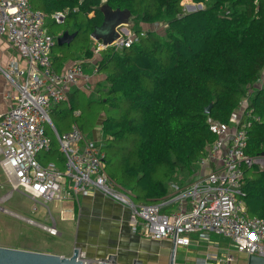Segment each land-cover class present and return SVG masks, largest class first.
Instances as JSON below:
<instances>
[{
	"label": "trees",
	"instance_id": "obj_1",
	"mask_svg": "<svg viewBox=\"0 0 264 264\" xmlns=\"http://www.w3.org/2000/svg\"><path fill=\"white\" fill-rule=\"evenodd\" d=\"M103 1L129 13L137 40L128 48L100 51L96 66L103 78L96 84V103L103 141L96 145L104 163L106 142L112 157L121 155L123 174L145 204L159 202L171 183L183 185L194 174L218 138L210 123L231 126L245 99L240 119L246 124L245 153H264V83L258 85L264 71V0H186L202 6L194 12L184 9V0H44L42 9L48 16L69 10L65 20L80 17L74 29L89 38L103 24ZM85 57L92 58L91 51ZM74 99L69 93L61 115L79 116ZM242 180L246 214L264 220V170L246 168Z\"/></svg>",
	"mask_w": 264,
	"mask_h": 264
},
{
	"label": "built area",
	"instance_id": "obj_2",
	"mask_svg": "<svg viewBox=\"0 0 264 264\" xmlns=\"http://www.w3.org/2000/svg\"><path fill=\"white\" fill-rule=\"evenodd\" d=\"M68 12H54L50 19L62 24ZM46 18L45 13L32 7L30 0H0V38L24 63L22 66L12 60L0 68L13 89L11 95L7 93L11 107L0 114V171L10 187L0 197V213L57 236L52 219L51 225L39 224L6 210L3 204L13 192L43 204L97 192L128 209L130 229L147 240L169 239L174 246H187L189 234H196L199 239L215 234L228 239L238 253L264 258V220L249 217L241 199L243 170H264V153L254 157L245 153L246 124L239 121L225 126L211 122L209 129L218 138L207 148L206 157L198 161L191 180L183 185L171 183L168 195L159 202L136 204L131 193L108 176L104 154L94 142L75 124L68 132L58 133L51 122L50 108L68 104L70 91L86 82L87 77L83 61L74 62L60 73L53 69L51 49L55 39L46 30ZM136 40L135 33L120 28L112 43L99 48H128ZM93 72L97 73V66ZM262 84L260 80L258 85ZM246 104L245 99L241 115ZM47 128L63 156V171L53 163L42 165L37 160L40 152L51 149ZM74 249L78 250L81 264L98 263L81 249ZM226 261H232V257Z\"/></svg>",
	"mask_w": 264,
	"mask_h": 264
},
{
	"label": "crops",
	"instance_id": "obj_3",
	"mask_svg": "<svg viewBox=\"0 0 264 264\" xmlns=\"http://www.w3.org/2000/svg\"><path fill=\"white\" fill-rule=\"evenodd\" d=\"M43 1L44 0H38L36 8L32 7L44 13L42 9ZM102 5H105V7H102ZM102 5L101 10L106 17H114L113 19L121 18L123 21L121 24L126 25H115V30L120 26L121 30L123 29L124 32L132 31L130 23L128 24L129 26L124 23L129 22V18H125L126 15L115 12L105 1L102 2ZM46 16L50 18V15ZM91 16L92 14L89 15V17ZM129 17L131 16L129 15ZM76 27L77 25H74L72 31L68 30V32L74 33L76 31L74 28ZM143 29L146 30L147 26ZM158 29V25L152 27V30ZM132 33L134 32L132 31ZM74 44V46L72 45L73 47L71 46V49L69 46L62 47L63 49H60L59 55L52 57V67L56 72L60 73L74 62L83 61L84 67L87 68V80L86 82H81L79 87L73 88L70 93L72 92L75 95V90H77L86 93L89 97L95 96L98 98L100 93L97 92L96 84L102 80L103 76L98 72L94 73L93 69L100 58L99 54L102 50L99 48V45H101L102 42L91 37L87 38L83 33V37ZM87 51H91L92 58L87 59L85 57ZM12 60L19 65H24L22 59L16 52L0 38V68L4 69L7 67ZM262 81L264 83V71L262 73ZM7 93L11 95L13 89L0 73V114L5 113L11 107V100L7 97ZM240 116V109H238L235 113L232 125L240 121ZM66 130H68V127ZM66 130L63 132H66ZM63 132L59 131V133ZM96 134L99 138H93V142H97L101 139V133ZM59 154L60 157L56 160L45 162L42 165L53 163L57 166L58 161L62 164L63 156L61 153ZM190 180L191 176L184 184L188 183ZM51 202H53V218L51 216L50 218L55 223V227L58 231L57 236H61L62 233H70L72 235L71 252L67 254L45 247H36L31 244H29L31 247L27 248L28 251L69 257L74 248H79L90 259L100 260L107 255H113L116 258V262L119 264H132L134 261H139L141 264H231L233 262V254L231 252V248L233 247L230 241L223 237H221L223 239L219 241L212 240L211 234H208L206 239H199L196 234H189L187 236L189 239V244L187 246H174L173 242L169 239L154 241L141 237L130 229L128 209L97 192L90 193L85 197L78 196L77 198L72 197L62 202ZM18 234L23 235L21 232ZM239 255L243 256L240 264H245L247 255L242 253H239ZM229 256L232 257V261L227 262L226 259Z\"/></svg>",
	"mask_w": 264,
	"mask_h": 264
},
{
	"label": "rangeland",
	"instance_id": "obj_4",
	"mask_svg": "<svg viewBox=\"0 0 264 264\" xmlns=\"http://www.w3.org/2000/svg\"><path fill=\"white\" fill-rule=\"evenodd\" d=\"M30 3L32 4L34 8H36V5L38 4V0H30ZM189 4L191 3L187 2L186 0L182 2V5L184 6V9L186 11L188 7L187 5ZM102 7H105V5H102ZM48 18L49 17L45 19V25H46L45 27L47 28L46 29L47 32L54 39H56L57 35L62 33V31L64 30L72 31L75 22L76 21L80 22L81 20L80 17L67 18L63 24L55 25L52 22V20ZM113 18L112 17L109 18L108 19L109 23L107 22L106 25L109 26L110 23L114 21ZM125 18H129V22L128 23L124 22V23H126L127 26H129L128 24L130 23V27H132L133 25L132 18L129 17V15H126ZM118 21L120 22L121 18L120 19L118 18ZM120 26H126V25L121 24ZM120 26H118V28L115 30L116 37L114 38V40L117 38ZM80 32L81 33L77 32V36L68 45L70 49L75 45L74 44L75 42H77L79 39L83 37V32L81 30ZM112 42L113 41H111V43ZM62 47L57 46L54 43V46L51 49V57L58 56L60 49H63ZM86 70L87 68L84 67L85 74H86ZM89 102H93V103L88 104ZM73 105H74V111H73L74 114L77 113V115H79L76 117V119H73L72 117L68 116L67 113L66 115H61V113H59L61 110H65L68 107L67 103L66 104L61 103L60 105H57V106L54 105L56 106L55 108L51 107L49 110V117L51 119L52 124L56 125V127L58 128L60 132H63L64 130L67 129V127L73 121H76L79 127L81 128L82 132H84L85 135H88V137H90L89 138L90 141H92L93 138L98 139L99 137H97L96 133H100L99 126L101 123L102 116H100L99 118L98 113L100 112L101 107L99 106L98 103H96V97L95 96L89 97L87 96L86 93L78 91L75 94ZM47 133L52 141L51 149L49 152H40L37 155V160L41 164L45 162H49V161L50 162L54 161L58 157H60L58 143L55 140L49 128H47ZM102 141H103V138L101 136V139H99L97 142H94V143L101 146L100 144ZM103 151L106 154V157H105L106 165L105 166H106L107 174L117 184L121 185L128 191H132L133 201L136 204H145L144 200L141 198V195L139 194V191L133 186V183H131L129 178H126L123 174V163H122L123 159L121 158V155L118 154L119 156L114 155L112 157L109 151L108 142L104 144ZM57 167L61 171L64 170L63 163L61 164L59 163V161L57 163ZM9 191H10V187L6 184L1 174V171H0V197ZM52 205H53V202L51 201H49L47 204H43L41 202H34L22 196L18 192H13L11 199L5 202L3 204V207L6 210L11 211L15 214H18L24 218L32 219L36 223H40L43 225H51L50 216L53 218ZM19 232H21L23 235H19L18 234ZM211 238L212 240H219V241L223 239L221 238V236L213 235V234H211ZM72 241L73 239L70 233H62L61 236H49L48 234L43 233L37 230L36 228H33L32 226L27 225L26 223L20 222L10 216L5 215L4 213H0V247L28 251L27 248L33 245L36 247H42V248L45 247L48 249H53L54 251H60V252L69 254L72 248ZM231 252L233 254V262L231 264H240L243 256L239 255V253L235 251L234 248H231Z\"/></svg>",
	"mask_w": 264,
	"mask_h": 264
},
{
	"label": "water",
	"instance_id": "obj_5",
	"mask_svg": "<svg viewBox=\"0 0 264 264\" xmlns=\"http://www.w3.org/2000/svg\"><path fill=\"white\" fill-rule=\"evenodd\" d=\"M188 12H194L196 10H200L202 6L198 5H187ZM115 12L123 13V15H129L127 11H119L115 10ZM108 17L104 14V21L101 27L97 28L90 37L96 39L97 41H101L102 44L108 45L111 41L116 37L115 25H119L123 23L122 19L119 22L118 18L110 25H106L108 21ZM120 19V18H119ZM107 26V27H106ZM77 36V32L69 33L67 30L62 31L56 37L55 44L57 46H68L73 39ZM210 110V106H208L204 112L207 114ZM263 154V153H262ZM78 250H72V254L69 257L58 256L54 254L48 253H40L34 251L20 250V249H12V248H4L0 247V264H81L80 261L77 260ZM97 264H119L116 262V258L113 255H107L105 258H102L98 261ZM132 264H141L139 261H134ZM245 264H264V258L258 256H247L245 260Z\"/></svg>",
	"mask_w": 264,
	"mask_h": 264
}]
</instances>
